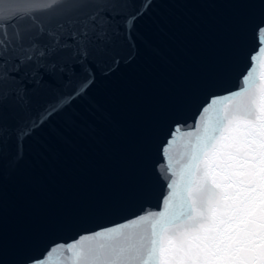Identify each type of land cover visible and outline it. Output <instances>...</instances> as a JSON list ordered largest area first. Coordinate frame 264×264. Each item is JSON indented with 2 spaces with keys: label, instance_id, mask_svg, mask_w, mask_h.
<instances>
[{
  "label": "water",
  "instance_id": "water-1",
  "mask_svg": "<svg viewBox=\"0 0 264 264\" xmlns=\"http://www.w3.org/2000/svg\"><path fill=\"white\" fill-rule=\"evenodd\" d=\"M57 3L0 23V264H70L66 246L81 236L164 211L162 149L175 139L178 157L206 101L236 91L250 66L264 71V0ZM92 23L111 26L106 52L94 46L84 58L66 42L49 55L48 34Z\"/></svg>",
  "mask_w": 264,
  "mask_h": 264
},
{
  "label": "snow or ice",
  "instance_id": "snow-or-ice-1",
  "mask_svg": "<svg viewBox=\"0 0 264 264\" xmlns=\"http://www.w3.org/2000/svg\"><path fill=\"white\" fill-rule=\"evenodd\" d=\"M57 6V0L43 6L35 0H0V23L30 20ZM142 14L137 11L128 18L129 33ZM48 35L54 45L49 55L71 42L86 58L94 46L102 45L101 53L106 52L114 33L110 25L92 23L67 37ZM258 35L264 37V27ZM3 54H11L7 46ZM26 59L32 61L33 56ZM5 99L0 96V107ZM39 123L37 119L22 126L18 139L30 138L32 125ZM179 131L177 126L172 137ZM185 135L178 157L172 154L175 139L162 149L168 160V172H161L168 189L164 211L81 236L66 246L70 264H264V71L257 75L250 66L236 91L208 99L196 130ZM16 155L22 159L19 147ZM64 248L54 246L47 255ZM33 264H43V259Z\"/></svg>",
  "mask_w": 264,
  "mask_h": 264
}]
</instances>
